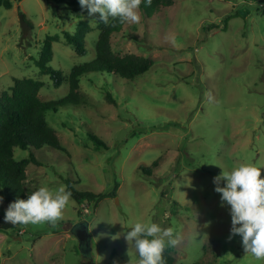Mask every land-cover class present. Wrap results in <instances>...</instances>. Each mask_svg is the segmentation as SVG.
<instances>
[{
    "label": "rangeland",
    "instance_id": "obj_1",
    "mask_svg": "<svg viewBox=\"0 0 264 264\" xmlns=\"http://www.w3.org/2000/svg\"><path fill=\"white\" fill-rule=\"evenodd\" d=\"M73 1L0 8V94L23 78L42 82L43 102L67 94V82L55 88L34 61L54 35L49 65L64 76L94 58L107 3ZM123 9L111 49L151 68L133 80L84 75L82 104L46 114L66 153L32 150L40 166H27L25 188L58 205L53 217L15 220L0 201V217L15 224L0 233V264H154L166 248L175 264H264V0H172L151 17L133 0ZM80 24L91 30L84 56L61 35ZM28 153L15 149L14 158ZM65 180L94 194L118 188L93 210L66 195ZM84 226L82 249L74 233Z\"/></svg>",
    "mask_w": 264,
    "mask_h": 264
},
{
    "label": "trees",
    "instance_id": "obj_2",
    "mask_svg": "<svg viewBox=\"0 0 264 264\" xmlns=\"http://www.w3.org/2000/svg\"><path fill=\"white\" fill-rule=\"evenodd\" d=\"M14 0H0V8L9 10ZM20 2L22 0H15ZM56 4L57 0H47ZM107 3V7L97 24V39L94 45V58L81 65L73 66L64 76L60 70L53 69L49 64L52 60V44L59 37L46 36L41 42L36 60L34 61L40 75L48 76L55 88L63 81L67 82V94L54 101L43 102L38 93L43 87L42 82L30 78L14 79L9 92L0 94V201L7 205L15 220H26L36 216L53 217V211L58 205L56 200H42L31 195L25 188L26 168L29 164L40 166L32 150L49 147L66 153L55 131L46 121L48 112L56 113L59 108L80 106L82 100L79 94L80 79L89 73L108 74L125 80H133L146 74L152 65L151 60L131 54L116 55L111 49V37L118 33L126 22L123 9L124 0H98ZM145 17H151L161 9L170 7L172 0H133ZM87 3L85 0H74L73 4ZM85 24L78 25L75 33L62 31L61 35L77 56L86 54L85 37L90 32ZM106 99L113 101L107 94ZM89 140L96 150L107 149V145L99 137L89 133ZM28 151V156L20 160L14 158V150ZM155 164H153L154 166ZM64 192L77 205H90L94 210L97 204L107 197L116 194L118 185H114L111 193L94 194L78 191L74 183L65 180ZM163 195L164 193L161 192ZM15 229V224L0 217V233ZM151 237L144 235L137 243L138 255L141 256ZM154 264H175L171 249L166 248L155 259Z\"/></svg>",
    "mask_w": 264,
    "mask_h": 264
},
{
    "label": "water",
    "instance_id": "obj_3",
    "mask_svg": "<svg viewBox=\"0 0 264 264\" xmlns=\"http://www.w3.org/2000/svg\"><path fill=\"white\" fill-rule=\"evenodd\" d=\"M19 24H20V28L23 34L27 33V30L30 28L28 23L24 20L23 16H20L19 19ZM75 237L78 240L79 246L82 248L83 245H85L84 247L87 246V242H88V231L87 228L84 226L82 230H77L74 233Z\"/></svg>",
    "mask_w": 264,
    "mask_h": 264
},
{
    "label": "flooded vegetation",
    "instance_id": "obj_4",
    "mask_svg": "<svg viewBox=\"0 0 264 264\" xmlns=\"http://www.w3.org/2000/svg\"><path fill=\"white\" fill-rule=\"evenodd\" d=\"M85 245H83V247H84ZM83 247H82V249H83Z\"/></svg>",
    "mask_w": 264,
    "mask_h": 264
}]
</instances>
